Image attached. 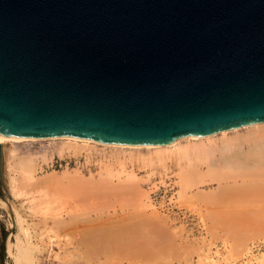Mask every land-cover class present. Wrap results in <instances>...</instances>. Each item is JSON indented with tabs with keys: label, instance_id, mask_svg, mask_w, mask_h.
Returning <instances> with one entry per match:
<instances>
[{
	"label": "water",
	"instance_id": "obj_1",
	"mask_svg": "<svg viewBox=\"0 0 264 264\" xmlns=\"http://www.w3.org/2000/svg\"><path fill=\"white\" fill-rule=\"evenodd\" d=\"M262 121L264 0H0L1 136L156 146Z\"/></svg>",
	"mask_w": 264,
	"mask_h": 264
},
{
	"label": "rangeland",
	"instance_id": "obj_2",
	"mask_svg": "<svg viewBox=\"0 0 264 264\" xmlns=\"http://www.w3.org/2000/svg\"><path fill=\"white\" fill-rule=\"evenodd\" d=\"M123 150L65 144L61 140L6 142L0 179V254L2 249L5 254L0 258L2 264H35L36 259V264H264V220L251 219L255 216L250 213L252 209L244 208L248 202L232 196L236 189L230 180L221 182V188H217L216 181H211L183 191L172 153L166 151L159 155L145 148ZM7 163L18 173H31L34 179L47 181L35 188L34 193L14 197L8 188ZM108 172L122 178L136 174L156 213L143 206L147 198L141 191H138L140 197L136 195L138 192L135 196L133 192H130L133 196L126 192L120 196L122 191L117 189L113 195V190L108 188L104 196L99 186L102 195L95 192L97 196H92L94 183L91 189L89 182L100 178L102 183L105 181L102 174ZM66 176L69 179H64ZM70 177L79 179L84 186L87 184L89 192L79 180L74 182L76 179L71 181ZM30 199L40 201L39 209L47 214L43 215L37 208V213L31 215L27 208ZM126 213H131V217ZM141 215L152 222L161 218L167 222L164 224L162 220L151 227L152 223L139 218ZM44 216L51 221L44 223ZM61 216L68 221L65 222L68 226L54 225L53 220ZM123 216L130 224L140 219L141 224L136 222L140 226L126 223L122 226ZM118 219H122L121 225ZM21 225L28 227L37 245L33 263L16 261V244L23 239ZM8 246L11 253L7 251Z\"/></svg>",
	"mask_w": 264,
	"mask_h": 264
},
{
	"label": "bare ground",
	"instance_id": "obj_3",
	"mask_svg": "<svg viewBox=\"0 0 264 264\" xmlns=\"http://www.w3.org/2000/svg\"><path fill=\"white\" fill-rule=\"evenodd\" d=\"M38 140L39 141L40 140H42V141H44V140L45 141L46 140H61V141H64L65 144L67 142V143H71L74 145H80V146L101 145V146H105V147H112V148H115L117 150H118V148H120L122 150L123 149L138 150V149L145 148V149L151 150L153 153L159 154V155L163 154L166 151L170 152L173 154L172 156L174 158L173 159L174 164L179 167V171H180L179 177L181 179L180 185H181V189L183 191L187 188H191L194 186L197 187L200 184H203L206 182H211V181L212 182L216 181L218 183L217 188H221V187H223L221 185L224 182L230 180L232 182L233 188L236 189V192L233 190V192H235V194H233L232 196H234L235 199L238 198V199H241V201L245 200L248 202L245 206L243 204V206H244V208H248V210L252 209V211H250V213L252 215L254 213L255 216L254 215L253 216L256 217V219L254 217H251V219H253L254 221L259 219V220H261V222L264 220L262 217L263 214L260 213V212H264V121L258 122V123L245 124V125L225 129V130H222V131H219V132H216L213 134H209V135H206L203 137L179 138L175 142H171V143L163 144V145H156V146L118 145V144H108V143L95 142V141H90V140H82V139H75V138H61V137L8 138V137L0 135V152H1L0 172H1V177H2V153H4L5 143L8 141L20 142V141H38ZM71 146L72 145H70V147ZM104 156H105V154H104ZM29 162H30V160H29ZM23 164H25V163H23ZM27 166H29V164H27ZM8 168H10V172H8L9 180L7 179L8 180L7 181L8 182V188H9V192L14 197H20V196H24L28 193H34L36 191L35 188L40 187L41 183H44L46 180L45 178L34 179L33 175L31 173L26 174L22 171H20V173H18L19 171L12 170L11 167L9 166V164H8ZM33 168H34V166H33ZM103 174H104V176H103ZM103 174H102V178L106 182L102 181L103 180L102 178H101V181L104 185H106V187L104 185H102V183L100 182V178H97V180H93V181L90 179L91 180L89 182L90 185H88V186L90 187L94 183V188L91 186V189L93 188L92 191H94L91 193L92 196L96 195V193L98 195L100 194V196L103 193V195L106 196L109 189L113 190V192H112L113 195L114 194L116 195L117 189H119L120 192L122 191V194L119 193L120 196L125 194L123 192H126L128 194V196H129L130 192H133L134 196H135L136 192L141 191L143 193V196L145 195V197L147 198V200L142 203L143 206L152 208V210H154L152 212H155L154 205L149 201L148 193L144 192L142 187H140V185L138 184V180H141V179L138 178V180H137L136 174L130 173L126 177L123 176L124 178L120 177V175L113 176V174L111 172H108L106 174L103 173ZM52 178L54 179L53 175H52ZM73 178L70 177V180ZM79 178H81V177H79ZM56 179L58 180L57 177H56ZM64 179H69V178H67V176H66V178H64ZM74 179H76V181L74 180V182H77V180H79L77 178H74ZM31 180H32V182L30 183L29 181H31ZM60 180H62V178ZM114 180H116V183H118V185L115 184ZM54 181H55V179H54ZM79 182L81 183L80 185L83 184L82 181L79 180ZM108 182H109V185L110 184H113V185L109 186ZM221 182H223V183H221ZM96 183H98V184H96ZM226 184H228V183H226ZM82 186L85 187L84 185H82ZM88 186H86V189L88 188ZM99 186H101V189ZM228 186L230 187L231 184ZM228 186H227V188H229ZM27 187H29V188H27ZM81 189H83V188H81ZM88 189H90V188H88ZM88 189H87V191L89 192ZM99 189H100V191L102 190L101 191L102 193H99L100 192ZM84 191L87 192L85 190V188H84ZM114 191H116V193H114ZM105 192H107V193H105ZM148 192H150V191H148ZM80 193H82V192H80ZM130 195L133 196L132 194H130ZM136 195L140 197V193H139V195L138 194H136ZM80 196H82V194ZM100 196H98V197H100ZM104 196H102V197H104ZM95 197H93V198L95 199ZM80 198H83V197H80ZM84 201H87V200L84 199ZM77 202L75 201V204H78ZM81 202H82V200H81ZM82 205H84V204H82ZM40 207H41L40 201L38 203L37 200L30 199L27 208L29 209V213L31 215H33V214L37 213L36 209L37 208L39 209ZM141 209H143V208H141ZM138 211L140 212V210H138ZM39 212H42L43 215H45V213H46L45 210L42 211L41 209H39ZM259 214H260V216H259ZM127 215H126V217H127ZM130 215H132V214L130 213ZM130 215H128V216H130ZM134 215H135V213H134ZM257 215L260 218H258ZM121 218L126 219L125 216H123ZM139 218H141L142 220H143V218H145L147 221L145 223H148V222L152 223V225H150V223H149V225L151 227L155 226V224L159 225V221L160 222L164 221V224H165V221L167 222V220L164 218L160 217L161 219H159L158 215H157V218L159 220L157 221L154 219V222H152L151 220L149 221L150 218H148L147 216H142ZM17 219H18V223H19L20 219L19 218H17ZM129 219H131V218H129ZM49 220L51 221V218H48L47 216L43 217L44 223L45 222L49 223ZM121 220L118 219V222ZM137 221L139 223L141 220L137 219L135 222L132 221V224L134 225L133 227H135V224ZM65 222L67 223L68 221L67 220L65 221V218L62 216L60 218H56L53 220L54 225L56 224L57 226H59L60 224H62L64 227H65V225L68 226V224H65ZM121 223H122V226L125 223L132 225V224L126 222L125 220H124V222L121 221ZM121 223H120V225H121ZM142 223L145 224L144 222H142ZM139 224H141V222ZM115 225H118V223ZM136 225H138V224H136ZM107 226H108V224H107ZM139 226L140 225L136 226V228ZM78 228H77V230H78ZM19 230H21L23 233V239L21 241H19L17 244L15 243L16 244V249H15L16 261H19L20 263L23 261L33 263V261L35 260V252L37 250V245L35 243H33L32 236H31L30 231L28 230V227L21 225ZM17 240H18V237H17ZM132 242H133V240H132ZM7 251H8V253H11V251H12L11 246H8ZM36 260L34 261L35 264H36Z\"/></svg>",
	"mask_w": 264,
	"mask_h": 264
},
{
	"label": "trees",
	"instance_id": "obj_4",
	"mask_svg": "<svg viewBox=\"0 0 264 264\" xmlns=\"http://www.w3.org/2000/svg\"><path fill=\"white\" fill-rule=\"evenodd\" d=\"M4 256H5V254H4V251H3V249H2V251H1V254H0V258L1 259H3L4 258ZM0 264H2V262L0 261Z\"/></svg>",
	"mask_w": 264,
	"mask_h": 264
}]
</instances>
